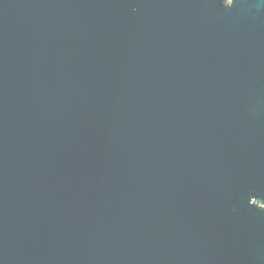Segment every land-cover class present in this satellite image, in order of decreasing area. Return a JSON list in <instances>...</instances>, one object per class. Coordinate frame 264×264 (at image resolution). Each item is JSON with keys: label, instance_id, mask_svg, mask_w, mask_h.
I'll return each mask as SVG.
<instances>
[{"label": "water", "instance_id": "95a60500", "mask_svg": "<svg viewBox=\"0 0 264 264\" xmlns=\"http://www.w3.org/2000/svg\"><path fill=\"white\" fill-rule=\"evenodd\" d=\"M0 264H264V0H0Z\"/></svg>", "mask_w": 264, "mask_h": 264}]
</instances>
